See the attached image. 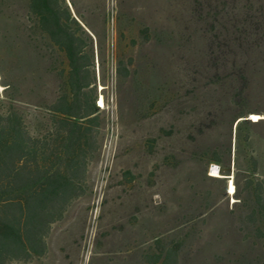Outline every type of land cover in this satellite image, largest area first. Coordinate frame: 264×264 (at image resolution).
Instances as JSON below:
<instances>
[{"label": "rangeland", "instance_id": "374dc122", "mask_svg": "<svg viewBox=\"0 0 264 264\" xmlns=\"http://www.w3.org/2000/svg\"><path fill=\"white\" fill-rule=\"evenodd\" d=\"M85 1L106 21L98 150L80 196L51 225L46 253L8 264H153L172 247L179 264H264V238L250 218L255 190L264 193V68L241 84L204 64L189 40L197 33L186 0ZM90 24L102 37L98 21ZM24 43L14 65L1 60L5 83L35 73V85L53 91L63 59L46 50L41 63ZM16 97L29 126L47 117L44 102ZM241 114L250 123L237 129ZM251 115L263 121L252 124Z\"/></svg>", "mask_w": 264, "mask_h": 264}, {"label": "trees", "instance_id": "16d2710c", "mask_svg": "<svg viewBox=\"0 0 264 264\" xmlns=\"http://www.w3.org/2000/svg\"><path fill=\"white\" fill-rule=\"evenodd\" d=\"M185 2L197 33L189 40L202 62L249 84L250 73L264 68V0ZM91 6L85 0H0V63L6 59L14 65L22 42L41 63L47 62L42 56L47 51L64 61L53 91L35 85V73H13L6 84L0 69L1 97L11 104L0 109V264L27 262L46 253L51 225L80 196L89 156L98 150L94 128L101 110L96 90L97 82L106 86L108 48L105 17L96 16ZM92 17L102 37L91 26ZM16 96L44 102L47 117L29 126L13 105L20 102ZM244 117L235 118L237 129L242 122L250 123L240 120ZM213 156L211 162L221 164ZM220 172L228 176L230 170ZM252 217L264 238L260 188L254 193ZM153 264H179L178 247L155 255Z\"/></svg>", "mask_w": 264, "mask_h": 264}, {"label": "bare ground", "instance_id": "6f19581e", "mask_svg": "<svg viewBox=\"0 0 264 264\" xmlns=\"http://www.w3.org/2000/svg\"><path fill=\"white\" fill-rule=\"evenodd\" d=\"M102 106H103V99H102V97H100L98 99V107H102ZM251 116H252L251 119L253 120V122L260 119V117H258L257 115H251ZM219 176H220L219 173L217 174V172L214 170L212 171V174H210V177H214V178H218ZM228 194L231 196L234 194V187H233L232 183L229 184Z\"/></svg>", "mask_w": 264, "mask_h": 264}, {"label": "built area", "instance_id": "2783aa9c", "mask_svg": "<svg viewBox=\"0 0 264 264\" xmlns=\"http://www.w3.org/2000/svg\"><path fill=\"white\" fill-rule=\"evenodd\" d=\"M214 169H215V170L217 171V173H218V168H217V167L212 166V167H210L209 170H210V172H211V171L214 170Z\"/></svg>", "mask_w": 264, "mask_h": 264}]
</instances>
